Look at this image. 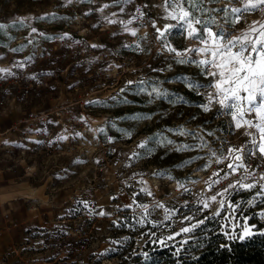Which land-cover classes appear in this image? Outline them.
Here are the masks:
<instances>
[{
    "label": "rangeland",
    "instance_id": "1",
    "mask_svg": "<svg viewBox=\"0 0 264 264\" xmlns=\"http://www.w3.org/2000/svg\"><path fill=\"white\" fill-rule=\"evenodd\" d=\"M163 5L0 0V69L14 73L0 72V264H160L158 248H180L208 217L229 239L264 232V159L245 155L248 176L216 162L256 130L236 128L218 104L203 110L211 89L185 81L212 78L164 50L156 28L177 22ZM254 21L264 12L224 27L239 34ZM167 42L199 44L179 28Z\"/></svg>",
    "mask_w": 264,
    "mask_h": 264
},
{
    "label": "snow or ice",
    "instance_id": "2",
    "mask_svg": "<svg viewBox=\"0 0 264 264\" xmlns=\"http://www.w3.org/2000/svg\"><path fill=\"white\" fill-rule=\"evenodd\" d=\"M118 2L129 3L131 0H118ZM236 2L241 6H233V0H228L227 5L217 9L208 8L206 4L219 3V0H164L163 7L167 12V16L177 23L165 25L162 29L156 28V33L158 34L157 38L163 44L164 50L175 54L178 64H194L204 75L212 78L205 85L185 81L188 87L193 90H198L201 86L211 89V91L205 93L207 103L202 105L205 112L210 111L213 103L218 104L220 110H229L236 128L247 126L256 130L255 134L248 133L249 136H252V140L249 142L250 147L230 148L227 157H216L215 152L211 153L213 157H216L217 163H222L230 158L227 167L233 173L243 169L245 175L248 176L253 175V173L249 172L244 164L245 155L259 154L264 159V22L254 21L247 30L239 34L230 32L224 27V24L234 28L240 22L244 13L264 12V0H236ZM69 3H71V0H69ZM109 6L104 5L105 8ZM137 12L140 13V16H143L140 9H137ZM219 12L224 14L223 23L215 15ZM205 15H207L206 19L204 18ZM109 22L117 23L118 21L109 20ZM19 23L22 24L23 21H19ZM120 23L124 22L120 21ZM131 23L132 20L127 21L125 28L135 36L137 30L127 28V24ZM7 27L8 25L0 23V30ZM174 28H179L186 38L198 41L199 44L178 51L167 42L168 36ZM36 31L37 29L32 28V32ZM41 35L43 34L41 33ZM93 47L96 46L93 45ZM17 67H23V64H18ZM0 72L14 75L10 69H0ZM153 92H156L157 95H165V93H161L155 88ZM252 113L256 115L255 121L245 118L246 115ZM221 114H224V112L221 111ZM257 136L259 141H257ZM60 139H66V137H60ZM167 143L171 144L172 142L168 141ZM201 146L206 147L207 145L205 143ZM140 147L143 148L145 145L141 144ZM187 147L189 146L184 145L179 150H184ZM214 175H218V173ZM237 184L241 189L256 187L254 183L245 184L238 181ZM230 187H235V185H230ZM145 191L147 190L145 189ZM211 199L215 201L216 197L213 196ZM85 206H87L86 202ZM220 206L223 209L225 202L220 201ZM204 207L207 208L208 204L205 203ZM229 207L232 206L229 205ZM104 214L100 213V215ZM217 215H219V212H217ZM192 227L194 228L196 225ZM252 227L246 226L239 238L246 239L250 237L253 234ZM182 231L190 232L191 228H184ZM237 238L235 235L232 236V239Z\"/></svg>",
    "mask_w": 264,
    "mask_h": 264
},
{
    "label": "trees",
    "instance_id": "3",
    "mask_svg": "<svg viewBox=\"0 0 264 264\" xmlns=\"http://www.w3.org/2000/svg\"><path fill=\"white\" fill-rule=\"evenodd\" d=\"M188 94L187 90H185ZM209 217L194 229L193 238L178 248L166 244L156 250L160 264H264V232L246 239H229L218 228L209 229ZM264 225L258 224L256 230Z\"/></svg>",
    "mask_w": 264,
    "mask_h": 264
},
{
    "label": "bare ground",
    "instance_id": "4",
    "mask_svg": "<svg viewBox=\"0 0 264 264\" xmlns=\"http://www.w3.org/2000/svg\"><path fill=\"white\" fill-rule=\"evenodd\" d=\"M89 128H90V127H89ZM89 128H88V129H89ZM89 143H90V142H89ZM87 144H88V143H87ZM87 146H88V145H87ZM92 148H93V147H91V149H92ZM156 180H157V179H156ZM17 192H18V191H17ZM12 194H13V193H12ZM14 194H15V193H14Z\"/></svg>",
    "mask_w": 264,
    "mask_h": 264
}]
</instances>
